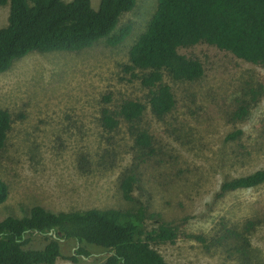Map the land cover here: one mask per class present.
Returning a JSON list of instances; mask_svg holds the SVG:
<instances>
[{"label": "rangeland", "instance_id": "1", "mask_svg": "<svg viewBox=\"0 0 264 264\" xmlns=\"http://www.w3.org/2000/svg\"><path fill=\"white\" fill-rule=\"evenodd\" d=\"M98 1L91 0L92 6ZM156 5L157 0H136L119 19L117 29L124 24L131 28L116 45L100 40L77 52L32 51L0 73V108L12 118L0 150V177L8 187L0 219L26 214L35 204L55 212L129 206L119 181L136 154L134 137L123 120L104 131L99 116L104 105L116 110L125 99L147 101V89L123 65ZM7 16L8 5L0 6V27ZM178 52L197 58L204 72L193 81L165 74L174 108L157 117L147 106L135 124L149 132L156 150L141 164L140 188L134 193L180 230L210 239L221 223L238 224L254 214L264 218V184L212 198L223 180L264 167V96L245 119L231 121L240 88L264 80V67L204 42ZM105 94L111 97L108 103ZM236 129L243 131L241 137L226 138ZM39 242L37 236L32 244ZM60 243L64 255L74 251V241ZM250 243L246 264H264V222ZM154 248L168 264H242L223 246L182 235ZM90 252L81 263L59 257L55 264H98L106 257L98 247Z\"/></svg>", "mask_w": 264, "mask_h": 264}, {"label": "trees", "instance_id": "2", "mask_svg": "<svg viewBox=\"0 0 264 264\" xmlns=\"http://www.w3.org/2000/svg\"><path fill=\"white\" fill-rule=\"evenodd\" d=\"M135 3L136 0H99L95 8L91 0H0V6L8 5L7 22L0 27V73L32 51L77 52L100 40L109 45L120 43L129 34L131 25L117 29V24ZM199 42L264 67V0H157L146 28L128 49V62L123 65L147 89V101L125 99L116 110L104 105L99 116L104 131L116 129L123 120L129 123L134 137L136 154L119 181L121 197L129 206L55 212L35 204L26 214L8 215L0 219V264H55L59 257L81 263L90 255V247L106 252L104 261L98 264H168L154 245L172 244L180 235L223 246L242 264L251 259L250 235L264 222L260 214L234 225L221 223L219 232L209 239L203 234L180 230L160 212L150 211L149 204L134 193L140 188L141 164L153 157L156 150L149 132L135 124L147 106L157 117L174 108V93L164 82L165 74L189 81L203 75V65L197 58L178 52L179 47ZM263 96L264 80L245 83L231 121L245 119ZM110 100V95H103L105 103ZM11 123L8 110L0 108V150ZM242 135L243 131L236 129L226 138L235 140ZM84 160L81 158V162ZM262 184L264 167L223 180L212 198ZM7 196V184L0 177V203ZM37 236L41 242L33 245ZM60 239L74 241V251L64 255Z\"/></svg>", "mask_w": 264, "mask_h": 264}, {"label": "water", "instance_id": "3", "mask_svg": "<svg viewBox=\"0 0 264 264\" xmlns=\"http://www.w3.org/2000/svg\"><path fill=\"white\" fill-rule=\"evenodd\" d=\"M49 233H52V232H49ZM54 235V234H53ZM60 240H62V239H60Z\"/></svg>", "mask_w": 264, "mask_h": 264}]
</instances>
